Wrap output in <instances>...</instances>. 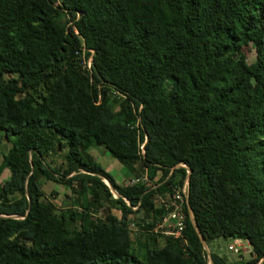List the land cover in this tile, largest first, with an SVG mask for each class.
<instances>
[{
  "label": "trees",
  "instance_id": "trees-1",
  "mask_svg": "<svg viewBox=\"0 0 264 264\" xmlns=\"http://www.w3.org/2000/svg\"><path fill=\"white\" fill-rule=\"evenodd\" d=\"M2 132L0 264H264V0H0ZM187 178L182 245L151 230ZM189 206L210 248L252 256L209 254Z\"/></svg>",
  "mask_w": 264,
  "mask_h": 264
},
{
  "label": "rangeland",
  "instance_id": "rangeland-1",
  "mask_svg": "<svg viewBox=\"0 0 264 264\" xmlns=\"http://www.w3.org/2000/svg\"><path fill=\"white\" fill-rule=\"evenodd\" d=\"M255 54H251L250 60L254 59ZM10 142L7 141L4 138V132L0 133V165L3 159V154L8 151L10 148ZM91 154L95 157V159L101 164L103 168H105L108 172H110L116 180L121 182L124 177H129L128 170L124 165L118 161L116 158L112 157L107 150L104 147L94 146L90 150ZM63 152L59 151L58 155H53V157H49V161L53 165H59L63 162ZM9 170L6 169L2 174H0V184L6 180L9 177ZM132 178H127L125 180L126 183H128ZM106 181V180H105ZM42 188L45 191L46 194H49L54 203L59 208H70L73 207L76 210H80V199L75 198L72 195V191L70 188L65 187L61 184H58L54 181H47L44 177L42 178ZM107 182V181H106ZM122 183V184H125ZM52 192H56L52 195ZM114 196L117 197V194L115 192ZM116 213H119L118 209L113 207ZM80 212V211H79ZM131 237L132 241L136 242V237L138 233V228L135 225L131 226ZM164 239H161V242L163 243ZM237 239H224V238H218L212 243V248L207 246V250L211 252V250L221 253L222 255H225L229 258V260H238L240 257H243L244 259H249L251 254V246L248 243H245L244 249L240 250L238 253H235L234 251L230 250V245L237 244ZM238 248L241 249L240 245H238ZM208 264H212L211 260H209Z\"/></svg>",
  "mask_w": 264,
  "mask_h": 264
},
{
  "label": "built area",
  "instance_id": "built-area-1",
  "mask_svg": "<svg viewBox=\"0 0 264 264\" xmlns=\"http://www.w3.org/2000/svg\"><path fill=\"white\" fill-rule=\"evenodd\" d=\"M88 67H91V60L88 62ZM142 181L147 182V175L140 178H132L128 183L134 185L135 183ZM189 196V182L186 180L181 186H173L168 193L162 195L157 193L155 201L165 208V214L163 217L154 225L151 232L159 234L164 237H175L179 239L182 245L187 244V238L185 236L186 228V214L184 207L188 203ZM237 244L230 245V250L238 253L244 249V244L248 243L243 239H237ZM240 245L241 249L238 248Z\"/></svg>",
  "mask_w": 264,
  "mask_h": 264
},
{
  "label": "water",
  "instance_id": "water-1",
  "mask_svg": "<svg viewBox=\"0 0 264 264\" xmlns=\"http://www.w3.org/2000/svg\"><path fill=\"white\" fill-rule=\"evenodd\" d=\"M190 172V171H189ZM187 180H188V178H187ZM107 181V180H106ZM108 183V182H107ZM109 184V183H108ZM112 192H115L116 194H117V197H118V193L116 192V191H114L113 189H112ZM189 212H190V217H191V220H192V222H193V225H194V227L196 228V230H197V233L199 234V236H200V239H201V241H202V243H203V245H204V247H205V249L207 250V243H206V241H205V239H204V237L202 236V234H201V232H200V230H199V228H198V226H197V224H196V220H195V218H194V216H193V213H192V209H191V207L189 206ZM207 252L210 254V252L207 250ZM211 260V263L213 264V261H212V259H210Z\"/></svg>",
  "mask_w": 264,
  "mask_h": 264
},
{
  "label": "crops",
  "instance_id": "crops-1",
  "mask_svg": "<svg viewBox=\"0 0 264 264\" xmlns=\"http://www.w3.org/2000/svg\"><path fill=\"white\" fill-rule=\"evenodd\" d=\"M127 178H130V177H124V179L121 182L119 181V183H121V184L124 183Z\"/></svg>",
  "mask_w": 264,
  "mask_h": 264
}]
</instances>
